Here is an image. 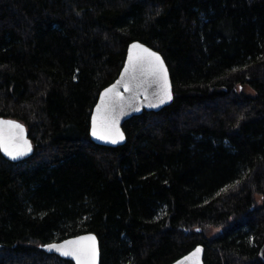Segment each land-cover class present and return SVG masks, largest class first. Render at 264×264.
I'll list each match as a JSON object with an SVG mask.
<instances>
[{
  "label": "trees",
  "instance_id": "trees-1",
  "mask_svg": "<svg viewBox=\"0 0 264 264\" xmlns=\"http://www.w3.org/2000/svg\"><path fill=\"white\" fill-rule=\"evenodd\" d=\"M162 53L176 93L97 144L90 118L128 45ZM0 264H75L41 245L84 232L100 264H264V0H0ZM214 229L218 232L214 234Z\"/></svg>",
  "mask_w": 264,
  "mask_h": 264
},
{
  "label": "snow or ice",
  "instance_id": "snow-or-ice-1",
  "mask_svg": "<svg viewBox=\"0 0 264 264\" xmlns=\"http://www.w3.org/2000/svg\"><path fill=\"white\" fill-rule=\"evenodd\" d=\"M133 49H140L141 54L136 56L129 55L128 65L124 68L122 81L128 87L127 81L138 80L139 76H143L145 72L151 79L159 85L158 100L159 103H165L172 99L171 87L168 81L167 69L159 54L152 52L143 45L134 43L131 46ZM142 86V82L137 84V87ZM115 85L105 89L101 95V101L96 106L95 114L92 116L91 134L101 140H110L112 143H117L124 139L123 133L118 127L119 115L121 111H117L119 93H114ZM131 90V89H129ZM0 125H10L15 129H19V133L8 130L7 132L0 128V149L4 151L12 159H18L31 151L30 143L23 138V126L14 121H0ZM95 237L92 235L77 237L73 240H65L62 244L47 245L49 249H55L64 256L74 257L77 264H96L97 247ZM201 251L196 249L197 254Z\"/></svg>",
  "mask_w": 264,
  "mask_h": 264
},
{
  "label": "water",
  "instance_id": "water-1",
  "mask_svg": "<svg viewBox=\"0 0 264 264\" xmlns=\"http://www.w3.org/2000/svg\"><path fill=\"white\" fill-rule=\"evenodd\" d=\"M134 43H138L140 45H143L145 48L150 49L152 52L159 54V56L162 58V60L164 62V66L166 67L167 73H168V81H169V84L171 87V93H172V99L171 100H168L162 104L159 103L158 95H157L158 90H159V85L157 83H155L151 79L150 76L147 75V72H145V74L143 76H139V74H138V80L127 81L128 87L125 86V82L117 83L118 81H122V76L124 75V68L128 65L129 55L131 54L133 56H136L137 54H141L140 49H133L131 47ZM140 82H142V86L137 87V84ZM114 85H115L114 93H119L118 104H117V111L118 112L121 111V106H122V114L119 115L118 127L124 135V139L119 140L117 143H112L110 140H101L98 137H94L91 134L92 116L95 114L96 106L101 101V95L104 93L105 89L111 88ZM129 89H131V90H129ZM175 96H176V93L174 90V84H173L170 68H169V65H168L167 61L165 60L164 56L162 55V53L159 52L158 50L150 47L149 45L139 41V40L132 41L128 45L125 62H124V65H123L118 77L111 84H109L108 86H106L104 89L101 90L99 97L97 99V102H96V104L92 110L91 118H90V136H91V139L94 142H96L97 144L112 146V147H117V146L125 144L127 141V134H126V131L124 129V124L128 119H130L131 117H133L135 115H140L144 111H160L164 107L170 105L174 101ZM0 121H14V122L18 123L19 125H22L23 126V133H22L23 138L25 140H27L31 145V151L30 152H28L26 155H24L18 159H15V160L10 158L8 155H6L4 153V151L1 149L2 154L6 158H8L9 160L14 161V162L22 161V160L29 158L34 153V143H33L32 139L29 135V131H28L26 124L23 123L22 121L17 120V119L8 118V117H0ZM0 128H3L6 132L8 130H11L12 132L19 133V131H20L19 129H15L14 127H12L10 125H0ZM89 235H92L96 238L95 242H96L97 253H98L97 258H96V264H100L101 263V245H100L99 237L94 232H84V233H81V234H78L75 236H70V237H67V238H64L61 240H53V241H50L46 244L41 245V247L43 250H45L49 254H57L60 257L72 260L75 264H77V261L75 260L74 257L64 256L59 251H57L55 249H49L46 246L52 245V244L59 245V244H62L65 240H73V239H76L77 237L89 236ZM197 248H200L201 251L199 253L193 255L196 252ZM259 254H260L261 258L264 260V243L262 244V246L260 248ZM171 264H205V262H204V246L201 244L196 246L193 250H191L187 254L179 257L178 259L173 261Z\"/></svg>",
  "mask_w": 264,
  "mask_h": 264
},
{
  "label": "rangeland",
  "instance_id": "rangeland-1",
  "mask_svg": "<svg viewBox=\"0 0 264 264\" xmlns=\"http://www.w3.org/2000/svg\"><path fill=\"white\" fill-rule=\"evenodd\" d=\"M217 232H218V230L217 229H214V232L213 233L216 234Z\"/></svg>",
  "mask_w": 264,
  "mask_h": 264
}]
</instances>
